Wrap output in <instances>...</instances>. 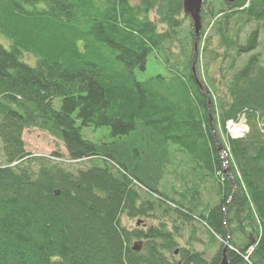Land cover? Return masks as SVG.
<instances>
[{"label":"trees","instance_id":"obj_1","mask_svg":"<svg viewBox=\"0 0 264 264\" xmlns=\"http://www.w3.org/2000/svg\"><path fill=\"white\" fill-rule=\"evenodd\" d=\"M223 4L201 17L220 15L219 44L234 49L224 54L234 69L258 45L264 0ZM181 13L182 0H0V36L10 41L0 42V264H219L227 238L228 264H264V64L251 53L228 79L206 66L202 78V54L193 71L194 32L191 21L183 31ZM236 16L256 23L244 43L227 31ZM174 39L185 47L171 60L164 52ZM149 56L163 70L138 80ZM196 78L209 88L210 109ZM241 115L248 131L224 139L225 161L216 142L225 121ZM81 126L109 128L108 139H86ZM26 127L62 141L68 159L93 163L73 172L29 155L37 169L23 166ZM175 151L187 167L171 169L178 197L160 189ZM207 183L216 199L202 203ZM191 221L215 246L209 259L193 249L196 225L180 245Z\"/></svg>","mask_w":264,"mask_h":264},{"label":"rangeland","instance_id":"obj_2","mask_svg":"<svg viewBox=\"0 0 264 264\" xmlns=\"http://www.w3.org/2000/svg\"><path fill=\"white\" fill-rule=\"evenodd\" d=\"M221 2L223 3L225 1L205 0L202 8H206L207 11L210 10L211 12H217L218 10L224 8L223 7L224 4L222 5ZM149 18L153 21H157V16L154 10L149 13ZM178 18L181 21V28L185 32L188 26L190 25L191 20L189 17L185 16L183 13H181V15ZM242 19H245V18H241L240 16H236V18H233L230 22V25H228V30H227L229 36L231 35L233 39L236 38L238 43H244V40L246 38L248 31L254 26H256V23L254 21H247L246 19L245 21L244 20L242 21ZM218 20H220V15L218 13L215 14L213 18H211V16L207 14L204 19V22H202V26L204 27V32H203L202 39L199 42V46H198L199 53L202 54L200 56L198 71L202 78H203V74L204 75L206 74V71H205V66H206L207 67L206 69H208L210 76L218 77V74H219L221 76H225V78L228 79V77L234 72V70L244 65V63L246 62L247 58L249 57L251 53H259L261 60L264 64V31L263 29H260L259 38H258L259 42H258L257 47L252 52L243 53L239 55L235 63L236 66L234 69L228 68V65H230V62H231V59H230L231 57H224V54H225V51L228 50V53L230 54V56L234 55V49H230V48L226 49L224 46H220L219 44L220 36H219V33L217 32V29L220 27L219 25H217ZM158 27L159 29L164 28L159 22H158ZM0 42L6 48H10V41L3 35L0 36ZM204 45L208 46V49L215 51L214 53H216V55L213 58H212L213 54H211V52L205 53V50H203ZM184 47H182L179 41L174 39L172 40L170 44L171 51L167 50L164 53L168 54V56L171 57V60L174 59L175 56H178V58H181L182 53L184 51L183 50ZM21 58L22 60L30 64H35L36 62V57L33 54H30L27 52H23L21 54ZM162 70L163 68L156 61V58L154 56H149L147 60V64H146V69L145 70L137 69L135 74L138 80H144L152 75L157 74L158 72ZM108 131H109V128H105V127L81 126V133L83 137L86 139L92 140V141L107 140ZM21 136H22L21 138L23 142L25 143V151L27 153V156L22 160L23 166H30L33 170L37 169V163L34 161L26 162V159L28 160L29 155L51 157L52 159L55 160L56 163L59 162L60 166L67 168L73 172H75L77 169L88 168L91 162L93 163V161L90 160L89 158L88 159L83 158L79 160L68 159V156H67V153H66V150H65V147L62 141H60L59 139L49 134L47 131H44V130H41L35 127H26L23 129ZM52 153H57L59 155L56 156ZM179 153L180 152L174 153V162L170 163V167H168V173L165 176V181L168 182L169 184L171 183L170 179H173L174 177L172 176L171 167L177 163L178 160H176L175 157L180 156ZM4 163H5L4 154L2 150V144L0 141V165H4ZM180 164L182 165V163H179L178 165H175V166H179ZM183 170L185 169L181 168L180 172H182ZM176 179L177 178L175 177L173 179V181L175 182L173 183L174 187L177 186L176 190L181 191V188L179 187V184L181 181H178V179L177 180ZM137 186H140V185H137ZM202 187L204 188L201 193V197H202L201 202L205 203L209 201H214V199H216V195L214 191L215 187L213 189V187L209 183L204 184ZM144 191L141 190V192H144ZM175 193L177 194V192ZM147 195L149 194L146 193V191L144 192V194H142L143 197H148ZM154 195H157V194H154ZM201 207H203L202 204L199 206V209ZM171 216L174 217V215H171ZM152 221H155L157 223V220H152ZM178 221H181V220H178ZM121 222L123 225L128 226V227L135 226L136 224L135 220L128 219L125 216L121 218ZM185 224L186 225L183 224L184 225L183 228H186L183 230L184 239L183 241H180V245H185L184 242H185V239L187 238V231L190 230L191 226L196 225L197 227H195L196 230L194 233H195V236L199 238V240L193 242V249L199 252L203 251V256L209 259V256L214 252L215 246L212 245L208 241V236L204 231V227L200 224H197L196 221H191L189 223L186 222ZM169 227H170V223H169Z\"/></svg>","mask_w":264,"mask_h":264},{"label":"water","instance_id":"obj_3","mask_svg":"<svg viewBox=\"0 0 264 264\" xmlns=\"http://www.w3.org/2000/svg\"><path fill=\"white\" fill-rule=\"evenodd\" d=\"M205 0H182V12L184 15L188 16L191 20V26L193 28L194 36H193V56H192V70L194 71V67L197 61L198 57V41H199V36H200V31L202 29V17H201V10L202 6ZM226 3H233L235 0H223ZM197 83L199 81L196 78ZM200 89L207 95L208 99V107L210 109L211 107V99H210V93L209 90L205 87V85H201L200 83L198 84ZM209 119H210V126L212 131L214 132V127L212 124V117H211V111L209 110ZM216 139V137H215ZM217 141V139H216ZM218 145V149L221 150L222 146L221 144L216 142ZM234 183V188L236 187V183ZM57 193V191L55 192ZM141 241H135L132 245V249L135 251H140L141 250ZM229 246L228 244V238L225 241L223 248H222V258L219 264H228V261L226 259V249ZM177 251H175L176 253ZM177 264H183L181 261H178Z\"/></svg>","mask_w":264,"mask_h":264},{"label":"built area","instance_id":"obj_4","mask_svg":"<svg viewBox=\"0 0 264 264\" xmlns=\"http://www.w3.org/2000/svg\"><path fill=\"white\" fill-rule=\"evenodd\" d=\"M224 129L225 134L222 135L224 139L226 137L239 138L244 136L248 131L245 117L241 115L237 120H227L224 124ZM220 155L223 159H225L227 156V149L225 148L224 150H222Z\"/></svg>","mask_w":264,"mask_h":264},{"label":"crops","instance_id":"obj_5","mask_svg":"<svg viewBox=\"0 0 264 264\" xmlns=\"http://www.w3.org/2000/svg\"><path fill=\"white\" fill-rule=\"evenodd\" d=\"M173 148V147H172ZM177 160V159H176ZM179 163H181V162H178L177 161V163L175 164V165H178ZM169 165H170V163H169ZM172 166L171 168L172 169H174V168H176L177 169V171H179L180 172V169L181 168H184L185 170L187 169V167H186V165H184L183 163H182V165L180 164L179 166ZM170 167V166H169ZM166 176V175H165ZM165 176H164V180H165ZM172 176H174L175 178H176V176H175V174H172ZM174 177H173V179H174ZM173 179H170L171 180V183L169 184L168 182H166V181H160V183L162 184L161 186H160V189L161 188H165V193H167L168 195H173L174 197H176L177 196V194H175V189H177V186H175L174 187V184L173 183H175L174 181H173ZM179 187H180V184H179ZM175 251H177V250H175ZM177 253V252H176Z\"/></svg>","mask_w":264,"mask_h":264}]
</instances>
